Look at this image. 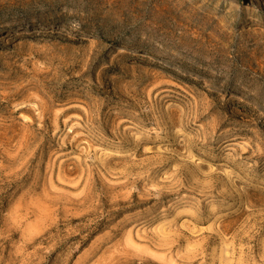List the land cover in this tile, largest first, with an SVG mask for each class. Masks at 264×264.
<instances>
[{
    "label": "rangeland",
    "instance_id": "obj_1",
    "mask_svg": "<svg viewBox=\"0 0 264 264\" xmlns=\"http://www.w3.org/2000/svg\"><path fill=\"white\" fill-rule=\"evenodd\" d=\"M0 264H264V0H0Z\"/></svg>",
    "mask_w": 264,
    "mask_h": 264
},
{
    "label": "bare ground",
    "instance_id": "obj_2",
    "mask_svg": "<svg viewBox=\"0 0 264 264\" xmlns=\"http://www.w3.org/2000/svg\"><path fill=\"white\" fill-rule=\"evenodd\" d=\"M14 35H17V32H14ZM30 244V243H29Z\"/></svg>",
    "mask_w": 264,
    "mask_h": 264
}]
</instances>
